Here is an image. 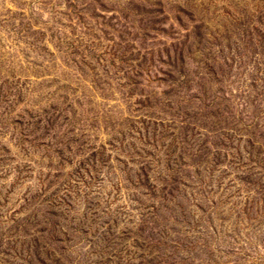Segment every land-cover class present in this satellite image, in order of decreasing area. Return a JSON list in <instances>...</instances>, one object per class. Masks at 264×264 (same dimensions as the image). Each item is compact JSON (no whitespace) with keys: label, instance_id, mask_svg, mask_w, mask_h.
Listing matches in <instances>:
<instances>
[{"label":"rangeland","instance_id":"obj_1","mask_svg":"<svg viewBox=\"0 0 264 264\" xmlns=\"http://www.w3.org/2000/svg\"><path fill=\"white\" fill-rule=\"evenodd\" d=\"M0 264H264V0H0Z\"/></svg>","mask_w":264,"mask_h":264}]
</instances>
